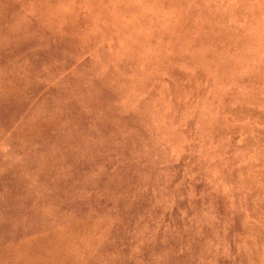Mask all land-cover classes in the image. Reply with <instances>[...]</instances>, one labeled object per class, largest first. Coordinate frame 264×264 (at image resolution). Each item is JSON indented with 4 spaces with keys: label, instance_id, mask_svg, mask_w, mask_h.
I'll list each match as a JSON object with an SVG mask.
<instances>
[{
    "label": "rangeland",
    "instance_id": "374dc122",
    "mask_svg": "<svg viewBox=\"0 0 264 264\" xmlns=\"http://www.w3.org/2000/svg\"><path fill=\"white\" fill-rule=\"evenodd\" d=\"M0 264H264V0H0Z\"/></svg>",
    "mask_w": 264,
    "mask_h": 264
}]
</instances>
